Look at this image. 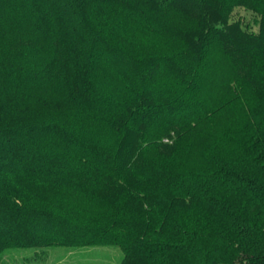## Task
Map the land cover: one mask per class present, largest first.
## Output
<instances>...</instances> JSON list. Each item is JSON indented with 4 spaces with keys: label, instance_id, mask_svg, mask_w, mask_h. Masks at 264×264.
Returning a JSON list of instances; mask_svg holds the SVG:
<instances>
[{
    "label": "trees",
    "instance_id": "1",
    "mask_svg": "<svg viewBox=\"0 0 264 264\" xmlns=\"http://www.w3.org/2000/svg\"><path fill=\"white\" fill-rule=\"evenodd\" d=\"M100 246L264 264V0H0V264Z\"/></svg>",
    "mask_w": 264,
    "mask_h": 264
},
{
    "label": "rangeland",
    "instance_id": "2",
    "mask_svg": "<svg viewBox=\"0 0 264 264\" xmlns=\"http://www.w3.org/2000/svg\"><path fill=\"white\" fill-rule=\"evenodd\" d=\"M234 19L251 31H258V15L246 8H237ZM124 254L119 247L100 246L81 249L53 247L48 249H18L7 252L4 264H120Z\"/></svg>",
    "mask_w": 264,
    "mask_h": 264
}]
</instances>
